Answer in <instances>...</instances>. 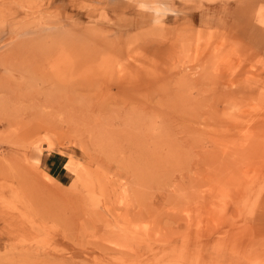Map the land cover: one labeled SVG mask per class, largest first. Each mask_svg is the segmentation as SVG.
<instances>
[{
	"label": "rangeland",
	"instance_id": "rangeland-1",
	"mask_svg": "<svg viewBox=\"0 0 264 264\" xmlns=\"http://www.w3.org/2000/svg\"><path fill=\"white\" fill-rule=\"evenodd\" d=\"M0 264H264V0H0Z\"/></svg>",
	"mask_w": 264,
	"mask_h": 264
},
{
	"label": "crops",
	"instance_id": "crops-1",
	"mask_svg": "<svg viewBox=\"0 0 264 264\" xmlns=\"http://www.w3.org/2000/svg\"><path fill=\"white\" fill-rule=\"evenodd\" d=\"M44 160L46 162V166L50 167L56 173H61L62 168L64 167V161L60 155L48 154L44 156Z\"/></svg>",
	"mask_w": 264,
	"mask_h": 264
},
{
	"label": "bare ground",
	"instance_id": "bare-ground-1",
	"mask_svg": "<svg viewBox=\"0 0 264 264\" xmlns=\"http://www.w3.org/2000/svg\"><path fill=\"white\" fill-rule=\"evenodd\" d=\"M37 178V177H36Z\"/></svg>",
	"mask_w": 264,
	"mask_h": 264
}]
</instances>
